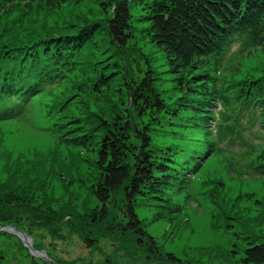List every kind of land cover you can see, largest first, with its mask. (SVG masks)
<instances>
[{
    "label": "rangeland",
    "instance_id": "rangeland-1",
    "mask_svg": "<svg viewBox=\"0 0 264 264\" xmlns=\"http://www.w3.org/2000/svg\"><path fill=\"white\" fill-rule=\"evenodd\" d=\"M151 1L126 0L132 37L123 50L96 28L105 19L99 0L23 6L0 16V59L13 60L6 69L21 76L19 90L29 89L22 103L0 104V264H161L166 253L177 260L170 264H244L245 246L264 247V177H253L246 166L264 165V51L243 49L240 39L226 50L221 79L224 86L257 79L262 107L235 113L216 104L197 112L200 119L188 113L171 119L174 125L160 114L142 118L152 147H175L181 160L197 153L193 169L185 171V193L169 186L160 199L136 196L130 203L158 258H145V240L121 233L122 194L106 213L91 194L98 178V134L76 141L80 125L92 127L94 116L108 120L123 110L121 84L130 77H153L165 102L180 96L176 74L145 37ZM84 19L94 24L92 30L86 26L85 37H91L74 49L70 71L58 70V80L31 90L39 82L32 71L50 76L55 70L52 54L44 56L39 46L55 43L60 31L76 29ZM30 49L37 50L32 59ZM99 61L108 62L113 76L107 88L96 91L91 71ZM2 109L9 114L2 116ZM217 110L227 116L215 129L211 113Z\"/></svg>",
    "mask_w": 264,
    "mask_h": 264
},
{
    "label": "trees",
    "instance_id": "trees-1",
    "mask_svg": "<svg viewBox=\"0 0 264 264\" xmlns=\"http://www.w3.org/2000/svg\"><path fill=\"white\" fill-rule=\"evenodd\" d=\"M65 2L66 0H0V16L18 7L43 4L56 8ZM99 2L105 12V19L98 25L95 23L96 28L103 30L116 50H123L132 37L126 0ZM145 19L148 22L145 37L163 53L169 72L176 74L180 96L172 104L171 101L165 102L153 87V77L148 74L141 78L130 77L131 79L121 84L125 91V108L111 115L108 120L94 116L96 118L92 127L87 123L81 124L77 131L79 136L75 140L85 143V140L89 141L93 137V133L98 134L95 160L98 178L91 188V194L105 213L114 196L122 194L126 208L120 231L135 236L137 242L145 240V258L150 259L158 258V253L130 203L136 196L160 199L169 186H175L178 193H185V171L191 172V164L196 162L197 153L193 151L189 158L181 160L178 158L180 152L175 147H152L147 133L148 126L145 123L141 125L142 118L152 120L160 114L169 118L167 124L174 125L178 123H171V119H181L180 116L187 113L199 115L200 119L201 115L197 112L207 113L209 108H216V104L221 110L233 109L235 113L251 112L252 106L262 107L256 97L261 91L257 79L224 86L221 69L226 50L235 40L242 41L243 49L264 51V0H152ZM93 25L85 19L81 20L75 24L78 26L76 29L60 31V38H55V43L49 46H44L43 43L39 46L44 56L52 54L50 61L55 70L50 76H42L44 73L41 70L32 71L39 78V86L32 85L31 90L58 80L61 77L57 74L58 70L70 71L74 49L83 39H90V35L85 37L86 26H90L92 30ZM36 52L32 50L33 56L25 55L22 59L29 60L30 56L32 59ZM11 62L13 60L10 58L0 59L2 107L5 103L15 106L29 96L28 87L25 90L27 95L19 90L21 76H14L6 69ZM98 63L91 71L94 76L92 85L96 91L107 88L113 76V71L107 67L108 62ZM20 106L21 104L19 109ZM2 110V116L9 114V110ZM221 110L211 113L216 116L215 129L226 120L227 115L220 113ZM261 126L264 128V121ZM207 144L211 146L208 142ZM246 166H251L255 175L253 177H264V165L261 163H249ZM105 213L101 216L104 217ZM164 255L167 260L161 264L177 262L172 255ZM241 260L244 264H264V247L260 242L250 243L242 249Z\"/></svg>",
    "mask_w": 264,
    "mask_h": 264
}]
</instances>
